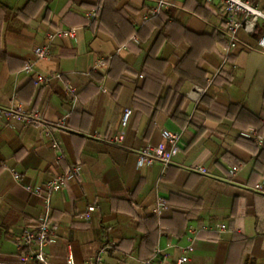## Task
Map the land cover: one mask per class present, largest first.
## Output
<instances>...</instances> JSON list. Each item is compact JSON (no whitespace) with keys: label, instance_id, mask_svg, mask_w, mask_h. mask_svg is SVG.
<instances>
[{"label":"crops","instance_id":"crops-1","mask_svg":"<svg viewBox=\"0 0 264 264\" xmlns=\"http://www.w3.org/2000/svg\"><path fill=\"white\" fill-rule=\"evenodd\" d=\"M169 1L180 35L154 51L155 0H0V106L42 118L0 114V264L45 214L53 264H177L189 245L186 264H264V24L232 49L219 0ZM60 29L75 35L48 38ZM163 129L180 136L171 163L140 164Z\"/></svg>","mask_w":264,"mask_h":264},{"label":"built area","instance_id":"built-area-1","mask_svg":"<svg viewBox=\"0 0 264 264\" xmlns=\"http://www.w3.org/2000/svg\"><path fill=\"white\" fill-rule=\"evenodd\" d=\"M209 3L212 0H204ZM170 4L169 0H155V3L147 10L143 15V20H147L153 16L159 14L163 9L167 8ZM219 4L223 13H225L224 29L227 35V40L230 48H236L238 46V33L243 30L246 33H253L257 30L260 24H264V11L254 5L250 0H219ZM89 15L94 14L89 12ZM59 36H74V29H60L54 34H48V38H52L54 35ZM258 43L264 47V32L259 38ZM33 52L40 58L46 57L49 54L48 46H35ZM23 70L26 72L32 71V64L30 61H26L23 64ZM46 77L42 74H35L34 82L42 83L46 81ZM0 114L6 115L9 118H15L22 121L25 125H40L42 124V118L40 114L36 112L25 113L21 111L19 107H3L0 106ZM132 114L131 108H126L123 111L121 124L125 127ZM250 137L249 134H244ZM162 136L166 141V146L163 144L149 146L142 150L139 154L140 164H152L154 161L161 162L164 166H167L172 161V155L178 150L180 136L178 133L170 131L168 129L162 130ZM123 139V133H120L114 141H121ZM58 145L56 141L52 142V147L56 148ZM75 167L70 171L55 176L48 180L45 184L49 190H58L66 182V180L73 176ZM18 177L17 174H15ZM37 194H40V188L35 189ZM46 207L49 209L50 198L44 197ZM160 206L155 208V211ZM51 224L49 222L48 214L40 217L36 225L27 226L22 231L18 240L20 248H22L19 254L18 264H53L48 260L45 253V247L51 239ZM187 254L180 257L177 260V264H186L189 260V252H192L193 246L189 245L186 248ZM95 261H89L85 264H95L99 259L95 258ZM66 264H73L71 257L69 256ZM144 264H156L151 260H145Z\"/></svg>","mask_w":264,"mask_h":264},{"label":"trees","instance_id":"trees-1","mask_svg":"<svg viewBox=\"0 0 264 264\" xmlns=\"http://www.w3.org/2000/svg\"><path fill=\"white\" fill-rule=\"evenodd\" d=\"M198 7L200 4H197ZM171 19V20H170ZM152 25L158 26V31L156 32L153 41L151 43L150 49L156 51L158 46L164 40H173L174 37L179 36L180 34L176 33L178 29L182 27V24L179 20L171 18L170 13L160 12L156 16H153L147 20H144L143 26ZM185 55H182L180 60L184 59ZM217 76L215 77V79ZM214 79V81H215Z\"/></svg>","mask_w":264,"mask_h":264}]
</instances>
